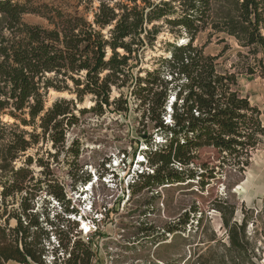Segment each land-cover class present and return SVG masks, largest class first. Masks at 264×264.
<instances>
[{
	"label": "trees",
	"instance_id": "obj_1",
	"mask_svg": "<svg viewBox=\"0 0 264 264\" xmlns=\"http://www.w3.org/2000/svg\"><path fill=\"white\" fill-rule=\"evenodd\" d=\"M81 4L76 0L71 13L50 4L0 0V264H94L92 243L79 236L80 229L73 233L81 215L64 186L51 171L39 170L45 174L41 179L31 168L48 169L39 146L48 139L54 149L47 152L50 157L64 151L75 163L77 141L65 147V132L78 121L75 110L102 115L113 105L126 111L123 89L138 102L154 129L144 136L142 151L152 171L135 175L132 188L192 179L194 173L185 167L202 147L243 170L264 136L259 108L238 90L241 74L264 81V0L100 1L91 20L79 14ZM23 14L44 18L48 27L23 22ZM203 31L219 43L232 39L237 63L219 69L216 60L227 45L217 55L206 54L205 45L195 44ZM160 34L169 36L159 39L167 56L158 55L154 68L138 66ZM112 89L119 96L110 101ZM50 91L57 99L47 104ZM85 95L94 103L77 107ZM153 134L164 141L155 144ZM90 181L87 175L78 183ZM43 191L63 206L52 220L44 212L49 230L38 227L32 212ZM222 208L227 245L220 254L204 253L189 264H259L264 249L258 246V231L249 237L246 217L231 221L233 209Z\"/></svg>",
	"mask_w": 264,
	"mask_h": 264
},
{
	"label": "rangeland",
	"instance_id": "obj_2",
	"mask_svg": "<svg viewBox=\"0 0 264 264\" xmlns=\"http://www.w3.org/2000/svg\"><path fill=\"white\" fill-rule=\"evenodd\" d=\"M17 1H28L35 7L43 4L60 6L71 13L76 2ZM100 1L114 3L119 0H81L79 14L91 20L93 10ZM22 21L48 27L47 21L35 14H23ZM166 38H169L167 34H160L155 46L144 51L138 66H157L155 58L161 54L167 56L159 42V39ZM195 44L205 45L204 52L210 55L221 53L227 45L216 60L219 69H229L230 65L237 63L238 47L232 39L219 43L215 36L208 38L207 32L203 31L198 34ZM238 90L259 108L264 125V81L257 75L241 74ZM122 92V99L128 98L126 111H115L113 105L104 108L102 115L91 111L84 114L74 111L78 121L66 130L65 147L77 141L79 156L75 163L72 156L67 160L64 151L56 158L50 157L47 152L52 153L54 149L48 139L39 143L40 157L49 163L48 169L35 164L31 166L37 175L40 174L39 170L45 173L51 171L64 186L66 198H70L71 206L81 215L73 233L80 229L79 236L92 243L94 264H189L204 253L207 257L218 255L223 250V244L227 245L219 207L226 212L233 209L231 221L240 223L246 217L247 235L252 237L257 230L258 246L264 249V136L243 170L223 163L215 149L202 147L195 152L192 163L185 167L194 173L192 179L132 188L130 185H135V175L139 171H152L145 156L144 161L139 160L141 163L138 159L147 148L143 142L144 136L151 135L154 129L152 123L142 117L138 102L129 97L125 89ZM118 96L119 91L112 89L109 100ZM46 98V103L50 104L57 99V95L50 91ZM93 101L91 95H85L76 106L88 108ZM163 141L159 135L153 134L152 142ZM30 152L33 153V150ZM176 167L180 168L179 165ZM87 175L91 181L80 187L78 180ZM51 176L47 175L46 178ZM39 177L44 179L45 174ZM17 205L16 201L11 206L17 208ZM32 206V212L38 215V227L48 230L50 228L46 225L44 212L52 220V215L63 208L45 191L36 197ZM9 223L13 226L15 221L11 219ZM84 225L86 234L83 233L86 230L83 229ZM171 229L176 230L171 232ZM49 239L55 241L51 234ZM6 264L21 263L8 261ZM259 264H264V253Z\"/></svg>",
	"mask_w": 264,
	"mask_h": 264
},
{
	"label": "built area",
	"instance_id": "obj_3",
	"mask_svg": "<svg viewBox=\"0 0 264 264\" xmlns=\"http://www.w3.org/2000/svg\"><path fill=\"white\" fill-rule=\"evenodd\" d=\"M139 153H140V152H139ZM137 156H139V154H138ZM141 159L144 161V156H143V154H141V155L139 156L138 161L141 160ZM142 160H141V161H142ZM121 161H122V160H121ZM139 162H140V161H139ZM140 163H141V162H140ZM142 171H143V169H142L141 171H139L138 173H143ZM144 172H145V171H144ZM148 172H149V171H148ZM150 172H151V171H150ZM83 233L86 234L87 231L83 230Z\"/></svg>",
	"mask_w": 264,
	"mask_h": 264
},
{
	"label": "bare ground",
	"instance_id": "obj_4",
	"mask_svg": "<svg viewBox=\"0 0 264 264\" xmlns=\"http://www.w3.org/2000/svg\"><path fill=\"white\" fill-rule=\"evenodd\" d=\"M64 95H66V93H64ZM84 228L86 229V225L83 226V229H84ZM85 231H87V229H86Z\"/></svg>",
	"mask_w": 264,
	"mask_h": 264
}]
</instances>
